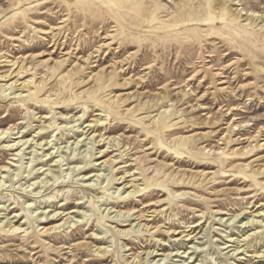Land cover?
<instances>
[{"label":"rangeland","instance_id":"374dc122","mask_svg":"<svg viewBox=\"0 0 264 264\" xmlns=\"http://www.w3.org/2000/svg\"><path fill=\"white\" fill-rule=\"evenodd\" d=\"M0 131V264H264V0H0Z\"/></svg>","mask_w":264,"mask_h":264},{"label":"bare ground","instance_id":"6f19581e","mask_svg":"<svg viewBox=\"0 0 264 264\" xmlns=\"http://www.w3.org/2000/svg\"><path fill=\"white\" fill-rule=\"evenodd\" d=\"M98 73V72H97ZM221 73V72H220ZM172 109V108H171ZM169 110V109H168ZM105 118V117H104ZM6 134H7V131L5 132V131H0V140L1 139H3V138H5V137H7L6 136ZM101 137V136H100ZM103 138V137H102ZM101 139V138H100ZM35 139H33L32 141H34ZM105 140V139H104ZM187 140H188V138H187ZM20 142H21V140L20 141H17V142H15V143H13V144H10V150H13V151H15V153H14V156H17V155H20L19 154V152H20V150H18V148L20 147ZM29 142V141H28ZM27 141L26 142H23V144L22 145H27V143H28ZM32 143V142H31ZM41 143V142H40ZM39 143V144H40ZM110 143V142H109ZM37 145L36 144V146H40V145ZM78 144V143H77ZM108 144V143H107ZM113 145V144H112ZM35 146V147H36ZM114 146V145H113ZM21 149V148H20ZM38 150V149H37ZM54 153V152H53ZM10 164V166L12 165L13 166V164L12 163H9ZM8 167H9V165L8 166H2L1 168H0V177H1V174H2V171H9V169H8ZM11 169V168H10ZM3 176H2V180H1V182H0V187L1 186H3L4 184H3ZM135 181H136V179H135ZM36 183L37 182H34V183H32V184H30V186L31 185H36ZM41 184H43L44 182H40ZM40 183H38V187L40 186ZM3 184V185H2ZM45 186V185H44ZM42 188H43V186H42ZM252 221H254V219L252 218L249 222H252ZM66 222V221H65ZM63 223V224H66V223ZM73 222V221H72ZM12 222H9V229H12V231L14 232V231H18L19 229H21V227H15L14 225H12V226H10V224H11ZM62 225V224H61ZM57 226H59V225H57ZM60 227V226H59ZM59 227H57V228H59ZM237 240V239H236ZM230 241H232V240H230ZM234 241H235V239H234ZM239 243V242H238ZM236 251H239L240 250V247H237L236 246ZM194 252H197L196 251V248H195V250H194ZM240 253H243V251L242 252H240ZM166 257H168V256H166Z\"/></svg>","mask_w":264,"mask_h":264}]
</instances>
